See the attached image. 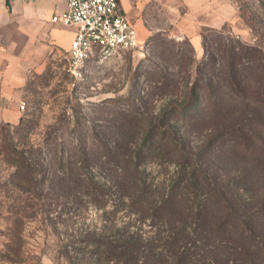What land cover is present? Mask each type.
<instances>
[{
  "label": "rangeland",
  "instance_id": "rangeland-1",
  "mask_svg": "<svg viewBox=\"0 0 264 264\" xmlns=\"http://www.w3.org/2000/svg\"><path fill=\"white\" fill-rule=\"evenodd\" d=\"M168 3L167 13L157 16L160 30L148 32L151 18L144 17L139 27L129 21L138 32L139 48L119 50L107 57L96 51L76 75L70 71L71 59L32 73L20 89L18 105L25 108L19 109L17 122L0 114V264H67L58 253L64 245L88 246L87 252L95 247L94 241L88 245L76 241L79 232L86 231L119 234L129 230L164 247V238L172 229L188 227L202 229L204 236L210 235L205 241L218 244L224 238L208 231L230 211L254 214L257 226L252 242L236 238L231 243L239 249L225 261L217 256V263L264 264V117L252 118L249 132L242 131L249 140L245 152L226 135L239 122L237 109H219L208 116L202 95L197 109L183 105L188 86L215 68L198 72L203 49H197L190 36L201 22L214 23V11L221 13L223 25L202 26L209 55L205 59L212 53L220 63L227 48L246 43L261 46L264 53V38L252 34L240 18L237 0H221L216 8L206 7L196 15L189 12L185 0ZM214 72L211 80L217 83L219 77ZM219 101L223 104L226 96ZM6 105L1 101L0 109ZM23 120L32 125L23 141L27 148L32 146L29 156L47 166L46 180L66 177L71 168L78 170L83 179L105 184L108 201L101 208L84 203L86 207L80 209L72 199H59V204L52 206V220H45V215L28 218L22 236L16 239L22 242L25 259L19 262L8 253L17 242L10 212L14 169L6 160V143L11 133L20 138L11 126ZM107 147L122 152L118 162L126 166L125 179L130 186L138 180L139 190L148 200L158 204L166 198L175 201L173 221L154 213L148 205L142 210L120 198L114 171L101 156ZM83 156L88 158L87 166L79 169ZM117 158L121 159L119 154ZM58 177L56 185L66 181ZM209 183L225 201H217L214 193L208 195ZM216 233L229 234L224 230ZM252 243L258 245L251 247L253 257L248 249ZM70 249L76 252L74 247ZM157 261L164 264L162 259Z\"/></svg>",
  "mask_w": 264,
  "mask_h": 264
},
{
  "label": "trees",
  "instance_id": "trees-1",
  "mask_svg": "<svg viewBox=\"0 0 264 264\" xmlns=\"http://www.w3.org/2000/svg\"><path fill=\"white\" fill-rule=\"evenodd\" d=\"M7 3L10 5L9 0ZM237 5L238 14L250 28L251 33L258 34L259 38H264V0H258V3L253 0H237ZM200 35L203 56L200 59L202 66L198 72L201 73L206 67H215L214 70H210V74L212 75V72L215 71V77L219 78L217 83H213L211 79L214 77L211 78V75L207 74V78L206 75L203 77L201 74L202 76H199L195 82L188 86L187 100L183 105L185 109H197L201 106L199 100L202 95V98L207 100L205 111L208 116L219 113V109L225 111L232 108L237 109L239 122L226 135L232 136L231 143H237L239 148L248 152L249 140L242 131L249 132L247 129L250 128L252 118L260 120L259 117H264L263 48L249 43L238 46L231 45L225 50L222 61L219 63L215 54L210 53V59L204 58L208 55L207 38L202 31ZM223 96H226V101L222 104L219 98ZM261 125L264 129V124L261 123ZM31 127V123L29 124L27 120L11 126L14 132L20 133L21 136L15 138L11 133L7 137L6 143L8 155L6 160L14 169L10 181L12 201L10 212L12 213L15 229L14 240L16 242V239H20L22 236L28 218L35 215L42 217L45 215L47 217L45 220H52L51 215L54 214L52 206L58 205L59 199H72L73 203L80 209L86 207L84 203H91L101 208L108 201L105 198V184L102 185L92 178L83 179L78 170L76 172L72 168L69 170L68 175L75 177L73 180L67 177L68 175L66 177L56 175V177L66 180L62 181L63 184L58 183L56 185V177L46 180L47 166H44L45 163L43 164L39 158L29 156V149L32 146L27 148L25 145L27 142L23 141ZM235 132H238L240 137H237ZM106 149L101 153V156H103V161L109 163L110 169L114 171V187L120 198L129 200V205L135 206V208L139 207L142 210L146 209L147 207L144 206L148 205L154 213H159L162 217H167L173 221L174 210L172 207L175 201L172 198H166L158 204L156 201L148 200L147 196L140 192L138 180H133L130 186L125 179L127 175L126 166L120 165L118 162V160L122 161V152L120 150L114 152L110 147ZM118 154L121 159L117 158ZM87 161L88 158L83 156L81 162L83 165L79 166V169L85 168ZM2 187L3 185L0 186V189ZM207 193L210 196L214 193L218 198L217 201H225L224 195L218 194L216 187L211 183L208 184ZM253 218L254 214L251 213L237 215L235 212H228L218 225L209 229L210 232L208 231L209 234L224 238L218 244L205 241L204 237L209 240L210 235L204 236L202 229L194 228L192 230L188 227L178 228L176 226L172 229L168 237L164 238V247H158L155 244L157 241L152 238L144 237L138 232H130L129 230H124L119 234H97L95 231H86L85 233L79 232L76 241L85 242L87 245L94 241L95 247L92 250L87 252L88 246L82 249L80 247L75 248L73 244H67L58 253L67 264H156L158 259H162L164 264H219L217 263V256L222 257L221 260L225 261L229 255L234 254L239 249L231 243L235 242L236 238L253 241L251 237L255 234L254 225L257 226L255 220H252ZM222 230L229 234L216 233H220ZM97 235L99 236L97 237ZM16 244L17 247L8 248L9 256H12L15 261L23 262L25 259L22 242ZM69 246L72 249L74 247L76 252H73ZM252 246L258 245L252 243L248 247L251 257L255 254ZM252 264H255V261Z\"/></svg>",
  "mask_w": 264,
  "mask_h": 264
},
{
  "label": "crops",
  "instance_id": "crops-1",
  "mask_svg": "<svg viewBox=\"0 0 264 264\" xmlns=\"http://www.w3.org/2000/svg\"><path fill=\"white\" fill-rule=\"evenodd\" d=\"M9 1L10 5L7 0H0V102L7 104L0 109V114L7 121L17 122L20 89L30 74L71 59L70 50L77 28L52 21L53 16L67 9V0ZM168 1L120 0L119 7L137 27L143 24L144 17L151 18L148 32H155L161 29L156 20L160 14L167 13ZM185 3L189 12L196 15L203 13L206 7L216 8L221 0H185ZM214 12V23L201 22L197 31L190 35L197 49L202 50V26L219 28L223 25L221 13Z\"/></svg>",
  "mask_w": 264,
  "mask_h": 264
},
{
  "label": "built area",
  "instance_id": "built-area-1",
  "mask_svg": "<svg viewBox=\"0 0 264 264\" xmlns=\"http://www.w3.org/2000/svg\"><path fill=\"white\" fill-rule=\"evenodd\" d=\"M67 9L52 21L76 26L70 50V71L79 74L85 63L99 51L109 56L119 50L140 47L137 30L121 12L120 0H67ZM20 108L24 109V104Z\"/></svg>",
  "mask_w": 264,
  "mask_h": 264
}]
</instances>
